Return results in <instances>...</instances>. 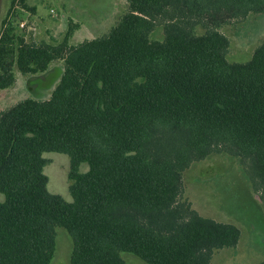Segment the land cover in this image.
Wrapping results in <instances>:
<instances>
[{"label":"trees","instance_id":"16d2710c","mask_svg":"<svg viewBox=\"0 0 264 264\" xmlns=\"http://www.w3.org/2000/svg\"><path fill=\"white\" fill-rule=\"evenodd\" d=\"M127 1L107 34L78 43L72 21L61 40L36 41L3 20L0 89L17 71L45 77L63 65L48 98L0 111V264H51L57 226L74 238L71 264H129L122 251L212 264L242 234L183 197V172L212 153L236 157L264 202V40L231 61L220 30L264 12V0ZM50 151L70 157L72 201L48 188Z\"/></svg>","mask_w":264,"mask_h":264},{"label":"rangeland","instance_id":"374dc122","mask_svg":"<svg viewBox=\"0 0 264 264\" xmlns=\"http://www.w3.org/2000/svg\"><path fill=\"white\" fill-rule=\"evenodd\" d=\"M11 3L12 0H0V33L3 20L10 15L9 19L16 26L21 23V27L32 31L36 41L61 40L72 21L78 23L72 43L107 34L116 20L129 9L127 0H27L30 7H36L35 12L24 7L19 0L13 7ZM222 19L223 16L218 17L219 21ZM225 19L220 30L230 38L229 60H249L255 48L264 40V12H252L244 18ZM198 29L203 31L202 27ZM152 36H163L161 24L156 26ZM62 65V61L57 60L52 65L56 66L54 69L57 71L45 77L17 71L15 84L0 89V111L30 96L48 98L58 82L54 78L59 73L57 67ZM44 156L48 160L44 172L49 177V190L72 201L68 177L69 155L50 151L45 152ZM80 168L82 171L87 170V163H83ZM183 183V197L200 214L233 222L241 229L238 244L216 249L212 264H255L264 260V202L261 192L254 188L236 157L212 153L206 158L195 160L183 172ZM0 199H4V194L0 193ZM73 249V236L65 227L57 226L56 250L51 264H71ZM121 255L129 264H149L129 251H122Z\"/></svg>","mask_w":264,"mask_h":264},{"label":"built area","instance_id":"2783aa9c","mask_svg":"<svg viewBox=\"0 0 264 264\" xmlns=\"http://www.w3.org/2000/svg\"><path fill=\"white\" fill-rule=\"evenodd\" d=\"M22 25H23V23H22Z\"/></svg>","mask_w":264,"mask_h":264}]
</instances>
